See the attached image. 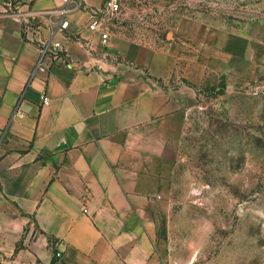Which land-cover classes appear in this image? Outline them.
Here are the masks:
<instances>
[{
	"label": "crops",
	"instance_id": "crops-1",
	"mask_svg": "<svg viewBox=\"0 0 264 264\" xmlns=\"http://www.w3.org/2000/svg\"><path fill=\"white\" fill-rule=\"evenodd\" d=\"M103 2L0 0V264H161L151 222L178 160L164 124L184 98L169 52L88 29ZM52 37L65 60L37 68Z\"/></svg>",
	"mask_w": 264,
	"mask_h": 264
},
{
	"label": "rangeland",
	"instance_id": "rangeland-1",
	"mask_svg": "<svg viewBox=\"0 0 264 264\" xmlns=\"http://www.w3.org/2000/svg\"><path fill=\"white\" fill-rule=\"evenodd\" d=\"M108 25L169 52L184 98L164 124L178 160L151 222L161 264H264V0H122Z\"/></svg>",
	"mask_w": 264,
	"mask_h": 264
},
{
	"label": "built area",
	"instance_id": "built-area-1",
	"mask_svg": "<svg viewBox=\"0 0 264 264\" xmlns=\"http://www.w3.org/2000/svg\"><path fill=\"white\" fill-rule=\"evenodd\" d=\"M8 2H18L20 0H5ZM68 1V0H66ZM122 0H104L102 7L93 12L92 18L88 24V29L99 34V38L102 44H106L110 38V31L108 22L114 20L119 15L121 9ZM57 15V27L53 31V37L55 32L63 31L68 27V20L66 14L68 7L63 6L53 11ZM53 37L49 42L42 44L40 48V57L37 62V68L44 69L43 59L49 57L53 61L63 62L65 60V53L62 44L54 40ZM47 102V98H43V103ZM85 211V210H83ZM86 212V211H85ZM55 257H59L60 253L55 252Z\"/></svg>",
	"mask_w": 264,
	"mask_h": 264
},
{
	"label": "water",
	"instance_id": "water-1",
	"mask_svg": "<svg viewBox=\"0 0 264 264\" xmlns=\"http://www.w3.org/2000/svg\"><path fill=\"white\" fill-rule=\"evenodd\" d=\"M58 264H61V262H59Z\"/></svg>",
	"mask_w": 264,
	"mask_h": 264
}]
</instances>
